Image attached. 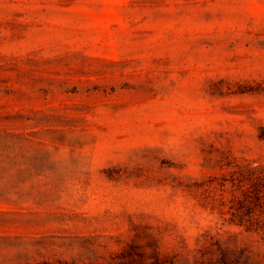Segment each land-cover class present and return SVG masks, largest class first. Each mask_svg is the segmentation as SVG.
I'll return each instance as SVG.
<instances>
[{
  "label": "rangeland",
  "instance_id": "1",
  "mask_svg": "<svg viewBox=\"0 0 264 264\" xmlns=\"http://www.w3.org/2000/svg\"><path fill=\"white\" fill-rule=\"evenodd\" d=\"M0 264H264V0H0Z\"/></svg>",
  "mask_w": 264,
  "mask_h": 264
}]
</instances>
